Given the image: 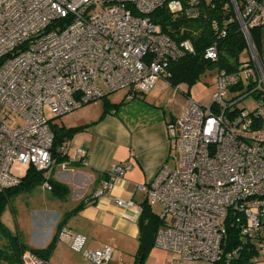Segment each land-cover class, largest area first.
Listing matches in <instances>:
<instances>
[{"label":"built area","instance_id":"2783aa9c","mask_svg":"<svg viewBox=\"0 0 264 264\" xmlns=\"http://www.w3.org/2000/svg\"><path fill=\"white\" fill-rule=\"evenodd\" d=\"M247 45L249 58L231 72L217 70L211 104L189 99L182 116L168 125L170 153L146 186H137L165 222L154 246L176 256L171 264L215 263L226 233L225 219L241 222L246 241L257 242L264 256V45L258 51L250 30H264V0H229ZM201 0L168 3L187 19L200 14ZM165 0H0V193L20 184L16 167L43 172L45 190L56 164L54 134L44 115L60 118L105 97L106 93L150 92L169 77L168 66L193 53L190 40L174 42L151 22ZM224 22L223 25H226ZM212 30L219 39L225 31ZM220 33V34H217ZM217 43L205 59L217 60ZM252 97L256 106L242 103ZM240 104H243L240 106ZM58 166L87 165L89 153L78 148ZM129 167L114 165L95 198L110 195ZM119 208L132 200L115 198ZM141 211V208H140ZM58 241L93 264H107L110 247L85 248L86 237L66 227ZM237 251L228 254L236 257ZM21 264H50L24 251Z\"/></svg>","mask_w":264,"mask_h":264},{"label":"crops","instance_id":"0c3cea01","mask_svg":"<svg viewBox=\"0 0 264 264\" xmlns=\"http://www.w3.org/2000/svg\"><path fill=\"white\" fill-rule=\"evenodd\" d=\"M168 87L165 80L161 92ZM140 99L131 103L137 101L142 108L132 109L129 105L130 109L120 116L118 113L106 115L93 121L95 123L90 122L82 132L76 134L79 144L77 148L89 153L87 165L76 160L68 168L62 169L58 166L60 162H56L50 174L57 183L67 187L65 199L54 195L51 190H45L43 184L40 187L42 191L50 192L59 211L68 205L56 223L54 233L63 221L72 233L86 237V249L110 247L112 255L108 264H135L141 238L140 206L146 201L145 194L137 193L136 187L146 186L167 161L170 153L168 125L178 118L172 114L167 117L161 105L146 101L145 94ZM74 151L68 157H74ZM118 164H125L129 168L113 185L110 195L95 198L94 191L101 187L107 180V173ZM115 198L132 200L134 206L119 208L114 203ZM43 227L39 224L36 229L45 232ZM35 234L37 237L34 243L40 245V249L45 248L53 237L49 241L48 238L43 240L48 236L46 232L39 240V233ZM67 249L70 250L57 241L48 262L71 264L68 260L73 251L70 250V253Z\"/></svg>","mask_w":264,"mask_h":264},{"label":"trees","instance_id":"16d2710c","mask_svg":"<svg viewBox=\"0 0 264 264\" xmlns=\"http://www.w3.org/2000/svg\"><path fill=\"white\" fill-rule=\"evenodd\" d=\"M173 1H180L184 6L187 4V0H165V4L150 15V20L157 25L162 34L167 35L174 42L190 40L194 52L186 53L178 61L169 64L167 70L169 77H164L169 86L174 89L181 83L191 85L198 80L201 74L208 70L231 72L242 64V53L247 49V45L229 0H201L199 16L191 19H187L182 14L172 13L168 9V3ZM236 2L240 5L242 0H236ZM214 22L218 26L217 31H225V37L219 39L215 35L212 30ZM224 22H227V24L223 25ZM250 38L255 48L258 51H262L264 30L261 28L251 29ZM214 42L217 43L218 58L216 61L207 60L205 59V51ZM143 95L141 93H133L131 99L128 100L126 96L125 101L129 103L135 99H142ZM124 104V101L120 105L106 102L100 119L106 115H116ZM50 125L54 134L53 157L56 162H63L67 158L62 156L61 149L67 147L73 136L82 132L85 126L66 129L55 125L52 120ZM45 180L46 176H44L43 172H37L33 167H28L24 175L20 177L19 185L0 193V237L6 240V248L0 249V263L3 261L8 264H21V256L26 250L31 251L41 260L48 262V258L58 241L59 230L65 227L63 221L58 224L51 241L43 249H36L25 244L21 240L20 235H14L1 221L2 211L10 199L22 194H30L35 189L40 188ZM48 182L51 186V192L59 198L65 199L67 187L57 183L51 175L48 178ZM140 208L141 238L135 255V264H137L140 257L143 261L145 260L151 247H154V239L158 229L165 225V222L152 211L146 201ZM234 217L231 214V218L228 216L225 219L226 233L222 251L220 258L213 264H255V259L259 255L256 249L257 242L244 239L241 234L242 223L235 222ZM233 251H237L236 257L228 258V254Z\"/></svg>","mask_w":264,"mask_h":264},{"label":"rangeland","instance_id":"374dc122","mask_svg":"<svg viewBox=\"0 0 264 264\" xmlns=\"http://www.w3.org/2000/svg\"><path fill=\"white\" fill-rule=\"evenodd\" d=\"M248 58V49H245L242 53L241 60H247ZM217 76L216 70H208L201 74L194 84L188 85L186 83H181L177 86L178 89H176L177 87L173 89L169 86L164 92H161V88L165 80L164 78H161L150 92L145 93V99L148 102L161 105L167 117H170L172 114L180 118L189 99L203 107L211 104V98L213 93L216 91ZM126 96V90L106 93L104 98L96 100L72 114L65 115L60 118H53L50 111L45 108L44 115L47 120L50 119L55 125L65 127L66 129L81 126L84 127L90 124V122L100 119L106 102L120 105L123 101H125ZM242 103L247 107V110H251L256 106V101L252 97L244 98ZM243 104H240V106ZM129 105L132 109L142 108L139 106V102L137 101L133 103L125 102V104L120 108L118 115L120 116L121 113L130 109ZM77 136L78 135L73 136L74 138L68 145L70 154H72L74 150L78 149L77 147L79 144L77 142ZM27 168V166L16 167L13 171L16 175L22 177ZM50 195V192H44L40 188L34 190L30 194L19 195L18 197L12 198L8 201L1 214V221L5 227L14 235H20L21 240L33 248H41L40 245L34 243L37 237L35 233H39L40 240L44 237L45 233L48 232V236L43 240L48 238L49 241L54 233L56 223L60 219L63 210L68 207V205H65L64 209L59 211L55 200ZM54 207L56 209H52ZM152 211L157 216H160L163 213V209L159 205L153 206ZM169 220L170 217L167 216L165 222H168ZM39 224H41L42 227L44 226L43 228L46 229L45 232H43V230L40 231L36 229L39 227ZM5 241L6 240L0 237V249L6 248ZM43 245L46 244L43 243ZM68 251L70 252V250ZM175 258L176 256L174 254L158 249L154 246L151 247L142 264H171V261ZM68 261L71 264H93L73 252L70 254ZM0 264L8 263L1 261ZM195 264L211 263L197 262ZM255 264H264V256L258 255L255 259Z\"/></svg>","mask_w":264,"mask_h":264},{"label":"water","instance_id":"95a60500","mask_svg":"<svg viewBox=\"0 0 264 264\" xmlns=\"http://www.w3.org/2000/svg\"><path fill=\"white\" fill-rule=\"evenodd\" d=\"M138 226H139V222H138ZM142 258L140 257L139 259H138V261H137V264H142Z\"/></svg>","mask_w":264,"mask_h":264}]
</instances>
